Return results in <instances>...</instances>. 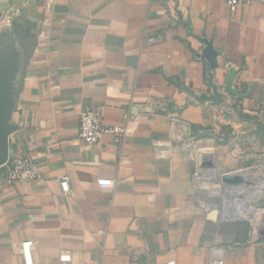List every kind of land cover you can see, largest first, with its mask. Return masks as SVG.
<instances>
[{"label":"crops","instance_id":"0c3cea01","mask_svg":"<svg viewBox=\"0 0 264 264\" xmlns=\"http://www.w3.org/2000/svg\"><path fill=\"white\" fill-rule=\"evenodd\" d=\"M7 11L8 159L33 157L41 179L8 184L0 166V264H59L61 250L72 264H264L251 198L239 215L221 196L264 177V0L233 13L225 0H0ZM84 108L108 126L129 117L131 135L86 145ZM200 158L242 182L194 181Z\"/></svg>","mask_w":264,"mask_h":264},{"label":"built area","instance_id":"2783aa9c","mask_svg":"<svg viewBox=\"0 0 264 264\" xmlns=\"http://www.w3.org/2000/svg\"><path fill=\"white\" fill-rule=\"evenodd\" d=\"M29 0H21L23 3H27ZM241 0H225V5L230 12H235V10L240 5ZM17 12L7 11L0 18V30L3 26H10L12 24L13 18ZM154 39H149V42H153ZM237 82V81H236ZM129 117H126L125 121L118 125H105L102 122V113L97 108H84L79 113V123H78V137L86 145L96 144L100 141L102 137H109L113 143L117 145H122L123 142L132 133V126ZM225 118L220 115H213L211 118L212 125H217L219 123H224ZM238 143H234L232 146V153L234 156L238 155ZM207 163H212L209 161L200 160L197 161V165L192 173V179L194 181H207L211 183H216L222 181V175L219 174L212 165H205ZM5 167V181L6 183H36L41 179L39 163L33 157L24 154L19 156H14L8 159L4 165ZM247 170V169H242ZM213 174V175H211ZM59 185L64 193H69L70 184L69 176L65 175L59 179ZM103 187L109 186V183H103ZM229 194H234L232 196H227L228 194H221L224 202V198H229V207L231 212H237L242 215L244 210V205L246 202L241 199V196L245 192L242 190V186L230 185L226 186ZM232 197V198H231ZM228 201V199L226 200ZM225 201V202H226ZM245 203V204H243ZM59 264H72V255L67 250H61L59 253ZM167 264H174L173 261H169ZM216 264H222L221 261H217Z\"/></svg>","mask_w":264,"mask_h":264},{"label":"water","instance_id":"95a60500","mask_svg":"<svg viewBox=\"0 0 264 264\" xmlns=\"http://www.w3.org/2000/svg\"><path fill=\"white\" fill-rule=\"evenodd\" d=\"M14 71V65L9 68V70L0 71V166L4 165L8 159V134L10 133V128L7 123V109H8V96L10 92V84ZM234 76L232 71L226 80L225 89L227 92L235 94L239 92V89L232 87L231 80ZM215 101V99L213 98ZM216 102V101H215ZM256 132L264 130V123L255 121ZM205 165H212V163H207ZM222 181L227 184L241 183L242 179L240 177H231L229 174L225 173L222 175ZM260 239H264V231L261 232Z\"/></svg>","mask_w":264,"mask_h":264},{"label":"rangeland","instance_id":"374dc122","mask_svg":"<svg viewBox=\"0 0 264 264\" xmlns=\"http://www.w3.org/2000/svg\"><path fill=\"white\" fill-rule=\"evenodd\" d=\"M198 144H195L194 150H196ZM258 170V169H257ZM254 181V180H253ZM251 190L248 193L243 194L241 199L246 200V196L251 200L253 205L252 214L249 216V220H255L258 224H264V177L255 179L254 183H251ZM252 196V197H251ZM253 199V201H252Z\"/></svg>","mask_w":264,"mask_h":264},{"label":"bare ground","instance_id":"6f19581e","mask_svg":"<svg viewBox=\"0 0 264 264\" xmlns=\"http://www.w3.org/2000/svg\"><path fill=\"white\" fill-rule=\"evenodd\" d=\"M248 203H249V201H248V202H246V204H245V203H243V204H245V205L243 206V207H244V210L242 211L243 215L247 213V211L245 210V206H247V205H248Z\"/></svg>","mask_w":264,"mask_h":264}]
</instances>
